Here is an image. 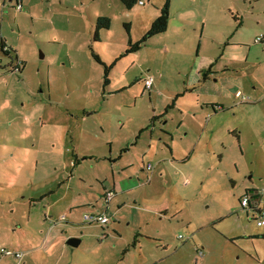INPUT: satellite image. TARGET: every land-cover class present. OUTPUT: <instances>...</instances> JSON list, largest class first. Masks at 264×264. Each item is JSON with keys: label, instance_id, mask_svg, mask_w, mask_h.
Wrapping results in <instances>:
<instances>
[{"label": "rangeland", "instance_id": "374dc122", "mask_svg": "<svg viewBox=\"0 0 264 264\" xmlns=\"http://www.w3.org/2000/svg\"><path fill=\"white\" fill-rule=\"evenodd\" d=\"M20 2L0 0V39L12 49H0V247L20 250L23 264H264V225L240 204L246 192L264 193V49L253 42L264 36V0H170L173 18L185 4L189 18L205 19L201 55L195 36L179 58L169 28L116 62L165 0L132 10L121 0ZM98 16L110 26L93 40ZM222 50L204 95L220 113L197 119L194 94L184 111L164 112L192 63ZM92 52L111 66L104 87ZM170 144L185 158L173 160ZM112 172L124 187L106 208L109 222H85L87 203L103 207ZM51 242L49 256L41 246Z\"/></svg>", "mask_w": 264, "mask_h": 264}, {"label": "crops", "instance_id": "0c3cea01", "mask_svg": "<svg viewBox=\"0 0 264 264\" xmlns=\"http://www.w3.org/2000/svg\"><path fill=\"white\" fill-rule=\"evenodd\" d=\"M139 0H136V3L139 4V5H144L145 3V0H143V3L140 4L138 2ZM136 3H134V5L130 8L127 7V9H130L132 10L134 7H136ZM163 5V4H162ZM162 5L157 8H152L151 11H147L146 13L150 16L149 19H148V22H147V29L149 28L151 22L159 15L160 13V9L162 7ZM170 0H169V19H168V24H167V28L164 32H161V33H158L159 34H164L165 32L168 31V29L170 28L172 30V36L171 38L174 39L173 40V44L174 45V48L176 49V55L180 56L179 58L185 60L186 58L189 57L190 55V51L188 49H186L185 51L183 49H181V45H185V42H187L189 39H191L193 41V38L196 36L198 39H199V42H198V49H197V55H196V58H198L200 55H201V43H202V40H203V36L205 35L204 34V30H205V19H200L198 20L197 22H195L196 20L193 19V18H189V16H187L185 14V10H190V9H187L185 7V4H181V6L179 8H182L180 9L176 15H177V18H173L171 16V11H170ZM205 12H207V9L205 8L204 9ZM208 16V14H206ZM240 24V23H239ZM188 25L191 26V29L189 31V28H188ZM147 31V30H146ZM145 31V32H146ZM214 33H217L219 35V37L222 39V37H225V39L229 40L230 36H226L224 33V31H217V32H214ZM255 38V37H254ZM253 42H254V39H253ZM255 44H257L256 42H254ZM225 44V43H224ZM259 44V43H258ZM260 46H262V48L264 49L263 45L262 44H259ZM126 55V54H125ZM223 55V50L221 52H219L216 56H207L206 58V61H202L201 64H198L196 63L195 61L192 63L191 67L189 70H185L187 73L185 74L184 73V90H179V92H176L174 95H173V98L171 100V103L167 104V106L165 107V111H167L168 108L172 107L173 109H182L184 111V104L181 102V100L187 95V94H194V103H195V114L193 116H196L197 119H201L203 120L204 122H209L210 118L219 114L220 111H219V106L217 108L215 107H210L209 106V101L211 100H207L204 95H206L207 93H209L211 91V89L213 88V85L210 84L209 82L211 81V77L213 75V73H215V65H217L220 57ZM120 58L122 57H119L117 60H119ZM117 60H114L115 62ZM202 71H206V75L203 77L202 75ZM189 73V74H188ZM110 80L108 81V84H109ZM106 86V85H105ZM104 87V86H103ZM219 86H216L214 88H218ZM152 88V86H151ZM151 88L149 90H147L144 85H143V89L150 92L151 91ZM223 91V90H222ZM220 92V91H219ZM238 92V90H237ZM225 93V97H228V92H223ZM168 97V96H167ZM169 97H172V95H170ZM212 104V103H211ZM213 106V105H212ZM183 107V108H182ZM222 107V106H221ZM213 112H211V111ZM182 113V111H181ZM197 113V115H196ZM183 114V113H182ZM208 117V118H206ZM156 118L155 116L152 117V119ZM248 119L245 118L243 119V121H247ZM206 122V123H207ZM241 124V123H240ZM183 127V125H182ZM227 130H231V129H234V131H231L232 133L236 132V126H234V128H231V127H226ZM183 129V128H182ZM166 135H169L168 133ZM170 141H173V138L174 136H170ZM169 148V155L170 157H174L172 158L173 160H180V159H183L185 158L183 155V152H182V155L179 156V155H176L174 153L175 149L173 147L172 144H170L168 146ZM128 150V148H124L123 151H126ZM181 153V151H180ZM145 155V154H144ZM120 158H115V159H112V166H111V170L113 171V167H116L119 165V160L121 159L122 155L119 156ZM77 162V157L75 156V159L72 161V165L74 166ZM132 167V165H127V166H122L121 169L122 171L124 170H127V169H130ZM118 169V168H117ZM103 180H108L106 177L103 179ZM102 179L99 181L101 183ZM111 185H112V188L115 190V194L117 192V189L118 188H123L124 185H123V181L121 180H118V177L115 173H111L110 175V182ZM102 185V191H101V197L99 198L100 199V202H102L103 204V207H101V209H95L97 206L95 204H93V202H90V203H87V205H90L91 207H93L94 210H92L91 212H89V214H97V213H101L103 211H106V208L108 207L109 205V202L114 198V196L112 197L111 200L108 201V203L105 204L104 200H103V195H104V191L106 189V187L103 185V183L101 184ZM261 191V190H259ZM263 199L262 203H264V193H262V197ZM95 203L97 204V200H95ZM99 207V205H98ZM64 218V215H62L60 217V220H62ZM102 227V225H100ZM58 230V227H53L49 230L46 238L44 241H48L49 240V237L50 235L53 234H57L56 231ZM263 232H264V229H263ZM264 234V233H263ZM57 237V236H56ZM55 242H51V244H47V245H42L41 248L44 249V247L46 246V248L44 249L45 252L47 251V255L49 256H52V245H54ZM66 244L69 245L66 241ZM135 245V241L132 242V246ZM71 246V245H69ZM1 248V247H0ZM57 247L54 248V252L56 253L57 252ZM16 252H20V250H14ZM26 254H28L29 252H31V254L33 255L34 254V251L36 250H31V249H26ZM1 256H6V255H1ZM25 256V254H24ZM14 261L16 260V264H23V259L20 258V259H17L13 256H11ZM22 259V261H21ZM53 264H56V261L53 263Z\"/></svg>", "mask_w": 264, "mask_h": 264}, {"label": "built area", "instance_id": "2783aa9c", "mask_svg": "<svg viewBox=\"0 0 264 264\" xmlns=\"http://www.w3.org/2000/svg\"><path fill=\"white\" fill-rule=\"evenodd\" d=\"M138 2L140 4H142L143 0H139ZM20 6H21L20 0H16V8H20ZM254 42L262 44L264 47V37L255 36ZM16 65L13 68L14 72L19 71V63H17ZM143 82H144V87L147 90H149L152 86L153 78L151 76H147L143 79ZM151 169H152L151 163H147L146 164V170L150 171ZM262 193H263L262 190L261 191H259V190L250 191V192L244 193L240 198V204L242 206V209H244L246 211L253 210L256 212L255 218H256V223L258 226L264 225V205L261 204V202L263 201V199L261 198ZM114 195H115V190L113 188L105 189L104 195H103L104 202L108 203V201L111 200ZM83 220L87 223H97V224L103 226L109 222V217L106 214V211H103V212L97 213V214L87 213L83 216ZM179 237L181 238L180 235H179ZM0 253L2 255H6V256H13L17 259H20L23 256L22 252H16V251H13L10 249H5L3 247L0 248ZM198 253L200 255L201 250H199Z\"/></svg>", "mask_w": 264, "mask_h": 264}, {"label": "trees", "instance_id": "16d2710c", "mask_svg": "<svg viewBox=\"0 0 264 264\" xmlns=\"http://www.w3.org/2000/svg\"><path fill=\"white\" fill-rule=\"evenodd\" d=\"M121 1L128 8L132 7L134 5V3H136V0H121ZM168 19H169V0H165L164 5H162V7L160 9L159 15L151 22L149 28L143 34V36L139 40H137L135 42H132L131 40H128V45H127L126 49L124 50V52L122 54L118 55L115 58V60H117L119 57H122L125 54H128V53L133 52V51H137L140 48L141 44L143 42H145V40H147L150 36H153L155 34L164 32L166 30V28H167ZM237 25H240V24L238 23ZM109 26H110V19H109V17H107V16H98L96 18V23H95V28H94V34H93V40H98L99 39L98 33H97V31L99 29H101V28H109ZM127 31L129 32V29H127ZM262 37H264V36H262ZM0 49L2 51H4L6 54H9L10 51L12 50L11 48L6 47V44L3 42L2 39H0ZM92 57L98 63H100L102 66H104V71H103V86H105V85L108 84V81H109V79H108V73L110 71L111 66L106 65L100 59V57L96 53H94V52H92ZM20 64L21 63H19V65ZM205 72L206 71H202L203 77L206 75ZM257 190L258 189H255L253 191H257ZM262 192H263V190H262ZM261 204L264 205V203H262V202H261Z\"/></svg>", "mask_w": 264, "mask_h": 264}, {"label": "water", "instance_id": "95a60500", "mask_svg": "<svg viewBox=\"0 0 264 264\" xmlns=\"http://www.w3.org/2000/svg\"><path fill=\"white\" fill-rule=\"evenodd\" d=\"M79 242H80L79 238L70 237L69 239H67V243L73 247L77 246Z\"/></svg>", "mask_w": 264, "mask_h": 264}]
</instances>
